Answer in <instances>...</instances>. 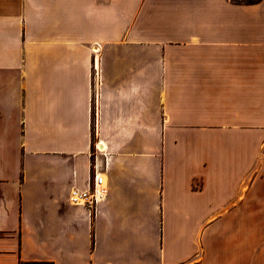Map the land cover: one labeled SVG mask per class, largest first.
<instances>
[{
    "label": "crops",
    "instance_id": "1",
    "mask_svg": "<svg viewBox=\"0 0 264 264\" xmlns=\"http://www.w3.org/2000/svg\"><path fill=\"white\" fill-rule=\"evenodd\" d=\"M94 166L107 196L71 203ZM26 261L264 264V0H0V264Z\"/></svg>",
    "mask_w": 264,
    "mask_h": 264
},
{
    "label": "built area",
    "instance_id": "2",
    "mask_svg": "<svg viewBox=\"0 0 264 264\" xmlns=\"http://www.w3.org/2000/svg\"><path fill=\"white\" fill-rule=\"evenodd\" d=\"M95 147L101 150L99 143H95ZM107 191L103 173L94 166L87 186L85 188H73L70 193V201L73 204L95 209L98 203L105 199Z\"/></svg>",
    "mask_w": 264,
    "mask_h": 264
},
{
    "label": "trees",
    "instance_id": "3",
    "mask_svg": "<svg viewBox=\"0 0 264 264\" xmlns=\"http://www.w3.org/2000/svg\"><path fill=\"white\" fill-rule=\"evenodd\" d=\"M21 264H54V263L52 261H26V262H22Z\"/></svg>",
    "mask_w": 264,
    "mask_h": 264
}]
</instances>
